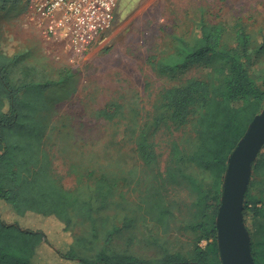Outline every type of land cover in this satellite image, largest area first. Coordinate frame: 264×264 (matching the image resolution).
Instances as JSON below:
<instances>
[{"label": "rangeland", "instance_id": "rangeland-1", "mask_svg": "<svg viewBox=\"0 0 264 264\" xmlns=\"http://www.w3.org/2000/svg\"><path fill=\"white\" fill-rule=\"evenodd\" d=\"M24 0L11 2L0 12V41L2 51L15 59L9 67V77L17 86L45 84L28 93L34 99L45 98L47 107L38 115L44 117L47 133L44 149L49 154L53 175L73 193L80 197L91 194L94 155L100 163L112 161L109 154L120 149L123 158H128L126 173L117 176L115 198L122 199L124 207L118 217L137 215L133 229L125 230L113 242L121 252L159 264L164 254H180L189 258L197 245L208 244L196 227L200 222L196 215V192L187 181L172 185L166 192L171 209L169 222L157 224L152 217H145L141 200L152 173L141 166L131 142L113 140L115 125L99 116V112L111 103L124 105L122 112L139 113V123L145 124L156 112H164L159 102V92L189 78H199L211 84H220L212 65H194L181 72L161 75L152 65L169 55L177 44V38L194 43L200 36L201 25L220 24L226 29L224 45L237 48L242 62L247 65L250 76L257 85L264 87V0H120L113 23L103 39L84 56L74 57L65 43L47 38L41 25L30 18ZM237 28L250 36L246 49L238 44ZM240 45V46H239ZM155 60H152V58ZM28 89H26L27 91ZM25 94V89L23 90ZM198 114L181 128L170 121L154 133L148 125L160 154L161 169H166L171 160L173 142H180L186 151L193 150L196 142L195 124ZM125 121V120H123ZM118 129V126H117ZM150 129V130H149ZM119 130V129H118ZM110 147V148H109ZM137 166L140 180L131 176ZM189 172L202 181L203 189L221 201L220 193L214 190L211 174L196 166ZM253 177V173H252ZM259 178V177H258ZM256 179L248 199H262L264 204V179ZM246 200V198H245ZM135 217V215H134ZM18 219L21 227L33 229L37 219ZM217 219V218H216ZM12 220V219H11ZM22 220V221H21ZM50 241L59 247L73 241L72 233L90 235L89 223L78 226L72 233L63 229V224L45 220ZM251 241L264 245V211L247 224ZM72 234V235H71ZM46 258L57 264V257L48 246ZM62 249V248H61ZM260 250H264L260 247ZM60 261V260H59ZM63 264H78L63 261Z\"/></svg>", "mask_w": 264, "mask_h": 264}, {"label": "trees", "instance_id": "trees-1", "mask_svg": "<svg viewBox=\"0 0 264 264\" xmlns=\"http://www.w3.org/2000/svg\"><path fill=\"white\" fill-rule=\"evenodd\" d=\"M18 1L0 0V12L9 3ZM225 34L223 25L203 23L197 41L191 43L177 38V44L169 55L151 62L161 75L181 72L189 66L209 64L220 78V84L189 78L164 87L158 97L168 116L156 112L144 125L139 123V113L130 112L131 116L127 117L122 112L124 105L118 102L99 112L101 118L116 126L113 140L118 141L122 137L123 142H131L141 166L152 173V182L146 185V194L140 205L145 217H152L157 224L169 222L171 209L167 190L184 180L195 189L196 215L200 219L196 229L202 232L201 237L208 244L205 247L197 245L189 258L180 254H164L159 264H222L216 227L220 201L203 189L202 181L193 177L189 169L194 165L208 171L214 190L220 193L232 152L255 116L264 109V87L257 85L250 76L237 48L224 45ZM236 38L238 44L243 45L245 55L250 36L242 28H237ZM14 62L13 57L2 51L0 41V264H55L50 260L52 256L46 258L47 254H52L45 245L55 253L57 264H63V261L152 264L113 247L118 236L134 228L137 217L133 213L132 217L126 214L122 221L118 219L124 205L122 199L115 198L118 192L117 181L114 180L126 173L128 158H123L120 149H117V154H109L110 158L119 159L105 164L94 155L90 175L96 172L99 175L92 180L91 194L80 197L69 190L53 175L52 161L44 149L47 126L44 117L38 114L47 107L46 100L39 96L36 99L31 95L28 97L35 87L46 88L47 85H29L30 88L15 85L8 75ZM196 114L194 149L186 151L180 142L174 141L171 160L166 169H161L160 154L147 126L152 125L153 131L149 130L154 134L162 126H167L168 121L181 128ZM130 174L140 180L141 171L137 166ZM258 177L264 179V148L254 163L253 177L246 194L243 212L246 226L264 211V204L259 206L262 199H248ZM15 215L20 219L26 217L25 220L37 219L38 224L33 229L21 227L16 223ZM44 220L56 224L60 221L64 231L69 233L89 223L90 235L72 233L73 241L58 247L50 241L47 228L42 224ZM251 247L256 264H264V250H260L264 245L252 242Z\"/></svg>", "mask_w": 264, "mask_h": 264}, {"label": "water", "instance_id": "water-1", "mask_svg": "<svg viewBox=\"0 0 264 264\" xmlns=\"http://www.w3.org/2000/svg\"><path fill=\"white\" fill-rule=\"evenodd\" d=\"M263 148L264 109L255 116L229 158L216 219L222 264H256L243 212L253 166Z\"/></svg>", "mask_w": 264, "mask_h": 264}, {"label": "built area", "instance_id": "built-area-1", "mask_svg": "<svg viewBox=\"0 0 264 264\" xmlns=\"http://www.w3.org/2000/svg\"><path fill=\"white\" fill-rule=\"evenodd\" d=\"M120 0H24L43 34L84 56L110 29Z\"/></svg>", "mask_w": 264, "mask_h": 264}]
</instances>
